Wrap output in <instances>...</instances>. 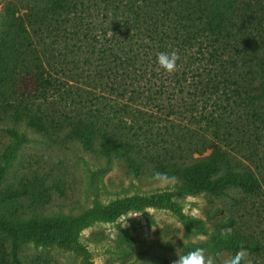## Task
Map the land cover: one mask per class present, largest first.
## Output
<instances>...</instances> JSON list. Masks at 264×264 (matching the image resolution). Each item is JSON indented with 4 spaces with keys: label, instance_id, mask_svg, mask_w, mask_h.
Segmentation results:
<instances>
[{
    "label": "rangeland",
    "instance_id": "1",
    "mask_svg": "<svg viewBox=\"0 0 264 264\" xmlns=\"http://www.w3.org/2000/svg\"><path fill=\"white\" fill-rule=\"evenodd\" d=\"M10 1L0 0V32ZM14 1L36 4L39 0ZM145 4L153 17L160 15L159 1ZM55 24L36 22L13 36L30 35L28 45L36 47L31 60L39 56L47 62L53 54L45 51L55 49L63 37ZM44 35L53 42L50 48L42 43ZM193 51L179 55L180 66L174 73L158 65L157 76L140 75L135 88L144 93L132 97L102 85L99 65L81 61L85 54L76 65L74 53L69 52L67 62L61 60L53 71L56 88L43 102V127L27 115L8 114L6 101L13 82L7 79L0 85V192L18 191L0 203V220L18 215L53 219L50 228L54 229L48 237L18 241L0 230V264H16L15 257L23 264H171L176 254L195 248H204L216 264H222L231 256L219 237L224 213L235 216L234 228L264 244V62H240L230 81L208 101L194 87L192 71L198 69L190 68L202 66V70L205 61L194 63L189 58ZM183 70L187 79L182 80V90L175 73ZM106 73L104 84H108ZM7 74L18 85L27 82L30 90L35 85L33 76ZM124 103L131 105L130 110L121 109ZM112 115L114 123L107 125ZM52 116L59 123L50 121ZM65 116L77 123L92 118L97 130L91 145L79 140ZM193 130L206 137L204 150ZM103 139L116 141L115 152L102 149ZM210 141L222 145L236 169L252 172L258 187L246 192L229 186L216 195L191 188L177 175V183L169 189L149 181L158 162L205 156L211 152ZM72 219L78 221L76 226L62 230L54 226ZM247 261L264 264V252H248Z\"/></svg>",
    "mask_w": 264,
    "mask_h": 264
},
{
    "label": "trees",
    "instance_id": "2",
    "mask_svg": "<svg viewBox=\"0 0 264 264\" xmlns=\"http://www.w3.org/2000/svg\"><path fill=\"white\" fill-rule=\"evenodd\" d=\"M145 1L39 0L36 4L10 1L2 20L4 29L0 32V85L7 79L13 82L6 101L11 109L8 114L27 115L30 121L43 127L45 110H42V105L48 102L49 92L56 88L53 71L58 70L61 60L67 62L65 58L69 52L74 53L73 63L76 65L81 61L99 65L101 84L113 87L117 94L124 97L128 93L130 97L144 93L135 88V84L140 81V75L157 76L154 68H158L157 54L160 52L176 50L179 55H187L194 49L189 58L194 63L205 61L202 70V66L190 68V71L198 69V72L192 71L196 80L194 87L208 101L218 93L220 85L230 81L240 62L251 60L256 65L264 62V0H157L161 3L158 17L150 14ZM52 21L63 33L62 40H59L61 43L55 49L45 51V54H53L51 60L45 62L44 57L36 56L37 61L34 62L31 58L36 55V47L28 45L31 36L19 38L17 33L13 36V32L21 29L23 34L28 31V25L37 22L41 26ZM49 37L44 35L41 40L50 48L53 42L48 40ZM81 54H85L86 59L79 61ZM179 66L180 59L177 61ZM179 70H182L181 67ZM8 71H15L14 78L18 74L33 76V89H28L27 82L16 84L15 79L9 78ZM105 73L108 84L102 82ZM186 74L184 70L175 73L176 77L180 75L176 79L182 90ZM17 87L19 91H16ZM130 107L129 103L121 105V109L125 110H130ZM65 117L74 127L79 140L91 145L97 130L92 118H80L81 122L77 123ZM114 119L113 115L108 117L107 125L114 123ZM50 121L59 123L53 116ZM193 134L199 138L198 132L193 130ZM199 142L204 150L206 137L200 135ZM209 144L211 152L205 156L185 162H158L153 168L181 176L191 188L206 189L216 195H222L229 186L241 187L246 192L258 187L259 182L252 172L231 165L230 156L221 144L214 141ZM100 145L106 153L115 152L117 147L112 139H103ZM110 146L113 148L108 149ZM132 152L133 149L129 156ZM135 165L140 168V164ZM13 193L18 191L0 192V203ZM18 216L0 220V230L6 231L14 241L27 237L41 239L50 236L54 230L50 228L53 219ZM234 218L232 214L224 213L220 221V231L232 228L226 239L219 236L220 241L229 247L231 256L241 248L249 254L263 253L264 244L252 234L246 235L239 228H234ZM77 223L75 219L64 220L55 222L54 226L62 230ZM66 242H70L69 237H66ZM15 252L13 247L11 253ZM14 259L16 264H23L16 257Z\"/></svg>",
    "mask_w": 264,
    "mask_h": 264
},
{
    "label": "clouds",
    "instance_id": "3",
    "mask_svg": "<svg viewBox=\"0 0 264 264\" xmlns=\"http://www.w3.org/2000/svg\"><path fill=\"white\" fill-rule=\"evenodd\" d=\"M180 56L176 50L171 52H160L157 54V63L166 73L171 74L177 70V61ZM149 181L156 187L161 189H169L177 183V177L170 175L165 171L153 168ZM232 233V228H224L220 231L219 236L226 239ZM179 239H181L178 236ZM248 252L241 248L234 256H228L223 260L222 264H248ZM171 264H216L214 258L206 254L204 248H195L186 254H176V259L171 261Z\"/></svg>",
    "mask_w": 264,
    "mask_h": 264
}]
</instances>
